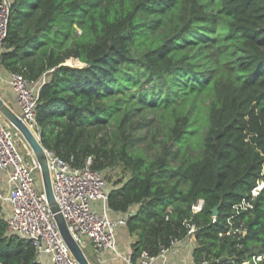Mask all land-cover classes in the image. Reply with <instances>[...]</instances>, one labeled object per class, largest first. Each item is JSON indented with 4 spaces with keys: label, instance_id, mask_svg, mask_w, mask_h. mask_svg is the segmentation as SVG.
I'll list each match as a JSON object with an SVG mask.
<instances>
[{
    "label": "trees",
    "instance_id": "16d2710c",
    "mask_svg": "<svg viewBox=\"0 0 264 264\" xmlns=\"http://www.w3.org/2000/svg\"><path fill=\"white\" fill-rule=\"evenodd\" d=\"M0 66L48 74L35 131L112 181L133 264L184 239L188 221L196 264L262 251L264 188L234 216L245 234L226 233L264 181V0H12ZM0 264H39L33 244L9 234L1 203Z\"/></svg>",
    "mask_w": 264,
    "mask_h": 264
},
{
    "label": "built area",
    "instance_id": "2783aa9c",
    "mask_svg": "<svg viewBox=\"0 0 264 264\" xmlns=\"http://www.w3.org/2000/svg\"><path fill=\"white\" fill-rule=\"evenodd\" d=\"M11 4L12 0H0V52L5 48L8 35ZM47 80L48 74L37 80H29L20 73H10L9 83L14 91L16 106L13 110L36 134L37 106L41 89ZM21 136V132L0 114V203L5 211L8 232L33 244L39 264H80L60 232L56 212L46 196L41 166ZM21 140L31 160L21 152ZM45 153L55 205L67 221L74 239L84 251L92 247L97 260L102 264H110L119 259L132 264L133 249L125 255L118 245V230L127 227L130 214L113 217L108 204L107 179L92 169V159H87L83 165H76L73 158L66 160L46 148ZM263 188L264 181H261L252 190L251 199L244 198L234 206L235 213L228 218L227 235L245 234V228L240 230L234 227L237 218L234 216L252 208L253 200ZM203 204L200 201L194 206V211L201 210ZM187 227L189 230L184 239L175 241L170 248L163 247L156 256L143 251L138 264H177L173 257L184 250L187 256L184 254L179 264H196L194 251L198 227L191 221L187 222ZM238 245L242 248V244ZM202 264H209V261L203 260ZM242 264H264V248L254 253L251 260L245 259Z\"/></svg>",
    "mask_w": 264,
    "mask_h": 264
},
{
    "label": "water",
    "instance_id": "95a60500",
    "mask_svg": "<svg viewBox=\"0 0 264 264\" xmlns=\"http://www.w3.org/2000/svg\"><path fill=\"white\" fill-rule=\"evenodd\" d=\"M0 114L8 120L17 130H19L34 152L42 171V178L44 189L47 199L56 212V220L60 229V232L72 251L74 257L80 264H92L85 251L74 239L68 223L61 213L58 212V208L55 205V195L53 191L51 173L49 170L48 158L45 153V148L42 145L38 135L27 125V123L13 110V108L2 98L0 95ZM215 215L218 214V206L213 209Z\"/></svg>",
    "mask_w": 264,
    "mask_h": 264
},
{
    "label": "crops",
    "instance_id": "0c3cea01",
    "mask_svg": "<svg viewBox=\"0 0 264 264\" xmlns=\"http://www.w3.org/2000/svg\"><path fill=\"white\" fill-rule=\"evenodd\" d=\"M9 79H10V73L0 66V95L11 107L16 108V106H15V95H14L13 88L11 87V85L9 83ZM119 216H120V214H114L113 215V217H119ZM131 237L132 236L129 234L127 229L120 228L118 230V239H119L118 242H120V248L119 249L123 254H125V252H127V250L125 251V249H128L127 246H129L131 244L130 240L133 239ZM91 253H92V256H94L95 260L98 261L97 257L95 256V251L93 250V248L91 250ZM100 264H102V263H100ZM107 264H109V263H107ZM110 264H126V263L122 259H119L118 261H115L112 263L110 262Z\"/></svg>",
    "mask_w": 264,
    "mask_h": 264
},
{
    "label": "rangeland",
    "instance_id": "374dc122",
    "mask_svg": "<svg viewBox=\"0 0 264 264\" xmlns=\"http://www.w3.org/2000/svg\"><path fill=\"white\" fill-rule=\"evenodd\" d=\"M67 63H69V64H72V65H76V66H82L83 65V63H81L78 59H75V58H71V59H69L68 61H67ZM13 108V107H12ZM15 109V108H14ZM7 121V120H6ZM18 137L20 138V136L18 135ZM23 136H21V138H22ZM20 141V140H19ZM26 143V140L24 139V137H23V143ZM28 145V144H27ZM19 148H20V150H21V152L23 153V155L25 156V157H27L29 160H31V158L29 157V156H27L26 155V152H27V150H26V147H25V145H23L22 144V140H21V143H20V145H19ZM118 172L119 171H111V174L113 175L112 177H113V179L115 180L116 178H117V175H118ZM112 181H110L109 179H107V183H108V185H110V187L112 186V184L113 183H111ZM258 192H260V190H258ZM124 229V228H123ZM230 235V234H229ZM130 238V237H129ZM131 238H133V237H131ZM119 240V239H118ZM131 241V244L129 245V246H127V248L129 249H125V251L127 250V252H125V255H127L128 254V252L129 251H131L132 249H133V247H132V244L133 243H135V238H133V239H131L130 240ZM118 244H119V248H120V242H118ZM91 250H92V248L91 247H89V248H87L85 251V254L87 255V257L89 258V260L91 261V263L92 264H100L98 261H96L95 260V258H94V256H92V253H91ZM94 250V249H93ZM178 250V249H177ZM180 251V250H179ZM177 253V252H176ZM175 253V254H176ZM184 254H186V256H187V253H186V250H184V251H180L178 254H176L174 257H173V260L177 263V264H179L180 263V261H181V258L184 256ZM95 256H96V253H95ZM97 257V256H96ZM126 264H128V263H126ZM133 264V263H132ZM134 264H136V263H134Z\"/></svg>",
    "mask_w": 264,
    "mask_h": 264
}]
</instances>
